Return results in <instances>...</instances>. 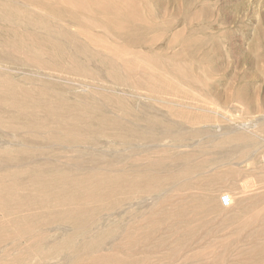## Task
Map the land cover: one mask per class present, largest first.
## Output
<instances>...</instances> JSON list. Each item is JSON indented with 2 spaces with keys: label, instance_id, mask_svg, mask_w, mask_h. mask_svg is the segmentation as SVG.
I'll return each mask as SVG.
<instances>
[{
  "label": "rangeland",
  "instance_id": "obj_1",
  "mask_svg": "<svg viewBox=\"0 0 264 264\" xmlns=\"http://www.w3.org/2000/svg\"><path fill=\"white\" fill-rule=\"evenodd\" d=\"M0 108V264H264V0H0Z\"/></svg>",
  "mask_w": 264,
  "mask_h": 264
},
{
  "label": "bare ground",
  "instance_id": "obj_2",
  "mask_svg": "<svg viewBox=\"0 0 264 264\" xmlns=\"http://www.w3.org/2000/svg\"><path fill=\"white\" fill-rule=\"evenodd\" d=\"M98 2V1H97ZM104 2V1H103ZM80 3V2H79ZM99 3V2H98ZM121 3V2H120ZM86 4V3H85ZM53 6V5H52ZM85 6V5H84ZM102 6H103V4H102ZM77 8H79V7H77ZM81 8V7H80ZM105 9V8H104ZM77 10V9H76ZM89 10V9H88ZM103 10V9H102ZM114 10V9H113ZM116 10V9H115ZM126 10V9H125ZM79 11V10H78ZM119 11H120V9H119ZM74 12V11H73ZM89 12V11H88ZM93 12V11H92ZM127 12H128V10H127ZM132 12V11H131ZM92 15V14H91ZM73 16V15H72ZM133 16V15H132ZM119 18V17H118ZM122 18V17H121ZM134 19V18H133ZM107 20V19H106ZM75 21V20H74ZM118 21H119V19H118ZM131 21V20H130ZM68 22V21H67ZM72 22V21H71ZM103 22V21H102ZM133 22V21H132ZM97 23V22H96ZM71 24V23H70ZM98 24V23H97ZM121 25V24H120ZM123 26V25H122ZM72 27V26H71ZM38 28V27H37ZM69 29H70V27H69ZM133 29H134V27H133ZM143 29H144V26H143ZM146 31V30H145ZM129 32H131V31H129ZM138 33V32H137ZM126 34H128V33H126ZM55 37V36H54ZM143 37V36H142ZM57 39V38H56ZM58 39H60V38H58ZM61 40V39H60ZM76 40V39H75ZM148 44V43H147ZM168 44V43H167ZM172 44V43H171ZM137 47V46H136ZM168 47V46H167ZM131 48V47H130ZM144 48H147V47H145L144 46ZM2 74V73H1ZM1 109V108H0ZM3 109V108H2ZM35 110V109H34ZM36 114V113H35ZM34 118V117H33ZM19 119V118H18ZM20 121V120H19ZM28 121V120H27ZM110 125H111V123H110ZM17 127V126H16ZM116 127V126H115ZM16 131V130H15ZM56 131V130H55ZM15 136H16V134H15ZM17 139V138H16ZM37 140V139H36ZM9 145V144H8ZM17 146H19V145H17ZM33 147V146H32ZM28 149V148H27ZM23 150V149H22ZM21 150V151H22ZM7 151V150H6ZM23 153V152H22ZM76 153V152H75ZM5 154V153H4ZM8 154V153H7ZM26 154V153H25ZM78 154V153H77ZM88 154V153H87ZM92 153H90V155H91ZM114 154V153H113ZM7 156V155H6ZM11 156V155H10ZM58 156V155H57ZM68 156V155H67ZM66 156V157H67ZM92 156V155H91ZM91 156H89V157H91ZM107 156V155H106ZM65 157V158H66ZM98 157V156H97ZM94 158V157H93ZM113 158V157H112ZM105 159V158H104ZM9 160V159H8ZM35 160V159H34ZM33 160V161H34ZM83 160V159H82ZM81 160V161H82ZM92 160V159H91ZM106 160V159H105ZM118 160V159H117ZM15 161V160H14ZM25 161V160H24ZM32 161V160H31ZM80 161V160H79ZM83 161H85V159L83 160ZM88 161V160H87ZM92 162H95V161H92ZM91 162V163H92ZM29 163V162H28ZM83 163V162H82ZM12 164H14V163H12ZM25 164V163H24ZM81 164V163H80ZM100 164H101V162H100ZM16 165V164H15ZM18 165H20V164H18ZM72 165V164H71ZM7 166V165H6ZM30 166V165H29ZM73 166V165H72ZM17 167V166H16ZM75 168V167H74ZM76 168H78V167H76ZM1 170V169H0ZM12 170V169H11ZM95 170V169H94ZM13 171V170H12ZM50 171H52V170H50ZM96 171V170H95ZM102 171V170H101ZM1 172V171H0ZM98 172V171H97ZM26 173V172H25ZM24 173V174H25ZM1 174V173H0ZM9 174V173H8ZM103 175V174H102ZM1 176V175H0ZM6 177V176H5ZM16 179V178H15ZM29 181V180H28ZM38 183V182H37ZM2 189V188H1ZM0 189V190H1ZM1 193V192H0ZM23 195V194H22ZM229 197V196H228ZM23 198V197H22ZM24 198H25V196H24ZM13 199V198H12ZM229 201H230V205H231V203H232V198L231 197H229ZM20 202H21V200H20ZM42 205V204H41ZM18 207V206H17ZM31 207V206H30ZM25 209H23V211H24ZM22 213V212H21ZM3 214V213H2ZM17 214V213H16ZM21 215V214H20ZM23 215V214H22ZM1 216V215H0ZM24 216V215H23ZM25 217V216H24ZM25 237H27V236H25Z\"/></svg>",
  "mask_w": 264,
  "mask_h": 264
},
{
  "label": "built area",
  "instance_id": "obj_3",
  "mask_svg": "<svg viewBox=\"0 0 264 264\" xmlns=\"http://www.w3.org/2000/svg\"><path fill=\"white\" fill-rule=\"evenodd\" d=\"M261 163L264 166V156L261 158ZM220 203L223 207H229L230 206V201L228 195H223L220 197Z\"/></svg>",
  "mask_w": 264,
  "mask_h": 264
}]
</instances>
